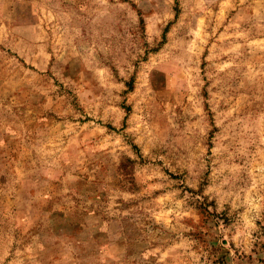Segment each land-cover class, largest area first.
<instances>
[{
    "label": "rangeland",
    "instance_id": "1",
    "mask_svg": "<svg viewBox=\"0 0 264 264\" xmlns=\"http://www.w3.org/2000/svg\"><path fill=\"white\" fill-rule=\"evenodd\" d=\"M0 264H264V0H0Z\"/></svg>",
    "mask_w": 264,
    "mask_h": 264
}]
</instances>
